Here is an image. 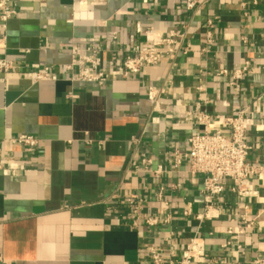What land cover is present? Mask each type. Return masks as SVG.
Instances as JSON below:
<instances>
[{
    "label": "crops",
    "instance_id": "0c3cea01",
    "mask_svg": "<svg viewBox=\"0 0 264 264\" xmlns=\"http://www.w3.org/2000/svg\"><path fill=\"white\" fill-rule=\"evenodd\" d=\"M11 5L16 14L0 25V56L16 65L7 86L0 82L7 162L0 169V264H140L150 247L178 254L194 236L214 264L264 262V0H203L194 13L183 0ZM161 41L157 64L127 78L113 75L134 45ZM92 45L107 81H69L72 48ZM246 63L239 86H231L233 71ZM43 72L55 79L36 80ZM149 87L164 90L156 105ZM237 110L245 111L247 163L260 168L250 179L257 196L238 201L227 185L213 200L212 217L199 221L203 177L188 171L187 138L227 133L223 119ZM199 113L210 116L207 125ZM21 134L34 136L37 147L26 151L10 141ZM142 154L150 169L162 168L158 177L133 169ZM129 196L141 200L137 227L127 218ZM244 212L254 225L241 233ZM166 216L153 226L143 221Z\"/></svg>",
    "mask_w": 264,
    "mask_h": 264
},
{
    "label": "built area",
    "instance_id": "2783aa9c",
    "mask_svg": "<svg viewBox=\"0 0 264 264\" xmlns=\"http://www.w3.org/2000/svg\"><path fill=\"white\" fill-rule=\"evenodd\" d=\"M183 1L184 9L188 13H194L203 3V0ZM16 12V9L11 5V0H0V25L2 28L5 29L7 22ZM208 24H210L209 21ZM207 38V41L211 42L208 33ZM3 41L4 38H1L0 43H3ZM165 41L169 42V40ZM162 42L164 41L153 42L147 47L134 45L129 53L116 60L113 75L119 73L121 77L127 78L138 73L143 67L157 64L164 54V51L158 48ZM99 52L100 48L95 45L86 48L73 47L71 60L64 68L70 74L69 81L103 85L107 81V76L100 68ZM247 68L248 64L246 63L244 67L233 71L229 84L233 87H238L239 82L246 74ZM15 69L16 65L12 61L0 56V82L4 86H7L6 75ZM221 75L226 76L228 72L223 70ZM54 79L55 77H49L47 72H43L36 77V80ZM200 89L202 90V88ZM163 92L162 88L149 87L147 97L156 105ZM210 120V116L204 113L198 114L197 121L199 123L207 125ZM223 123L228 128L227 133L204 130L187 138L188 153L186 158L188 160V171L192 176L200 175L203 177L204 211L196 216L199 221L212 217L210 211L213 209V200L224 192L227 185H231V191H233L238 201L252 199L257 196V191L251 184L250 179L260 168L249 165L246 160L250 145L245 135V111H234L233 115L226 116L223 119ZM10 141L21 146L26 151L34 150L38 145L37 139L28 134L18 135L10 139ZM132 142L137 144L139 139L133 138ZM2 158L0 149V169L3 168L4 163H7ZM151 163L150 157L147 154H142L139 165L134 164L133 169L135 171L141 169L152 173L154 177H158L162 172V168L158 166L157 169L152 170L150 169ZM179 164L180 160L175 157L174 165L178 166ZM171 188L174 189V186ZM163 193L164 187H160L156 193L158 200H162ZM140 201L137 196H129L124 201L127 218L130 220L132 227H137L142 220L139 209ZM164 204L163 213L167 212V205L166 203ZM238 218L244 223V227L240 230L241 233L254 225V219L248 220L245 212L239 215ZM143 221L145 225L153 226L167 222L168 216L165 219L148 218ZM170 240L171 237L166 241L169 242ZM140 264H214V259L207 254L203 239L194 236L178 254L167 250L165 247H150L146 255L141 258ZM252 264H264V262L254 261Z\"/></svg>",
    "mask_w": 264,
    "mask_h": 264
}]
</instances>
